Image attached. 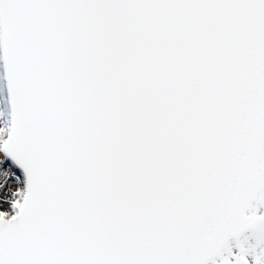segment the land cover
Wrapping results in <instances>:
<instances>
[{
	"label": "snow or ice",
	"instance_id": "1",
	"mask_svg": "<svg viewBox=\"0 0 264 264\" xmlns=\"http://www.w3.org/2000/svg\"><path fill=\"white\" fill-rule=\"evenodd\" d=\"M0 264H264V0H0Z\"/></svg>",
	"mask_w": 264,
	"mask_h": 264
}]
</instances>
